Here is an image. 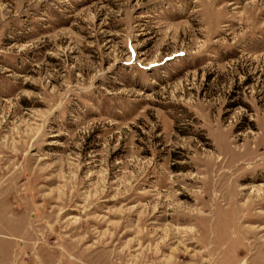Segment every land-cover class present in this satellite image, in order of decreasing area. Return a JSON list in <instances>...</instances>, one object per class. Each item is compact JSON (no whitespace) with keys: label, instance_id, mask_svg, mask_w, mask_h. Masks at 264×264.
Wrapping results in <instances>:
<instances>
[{"label":"rangeland","instance_id":"rangeland-1","mask_svg":"<svg viewBox=\"0 0 264 264\" xmlns=\"http://www.w3.org/2000/svg\"><path fill=\"white\" fill-rule=\"evenodd\" d=\"M0 264H264V0H0Z\"/></svg>","mask_w":264,"mask_h":264}]
</instances>
